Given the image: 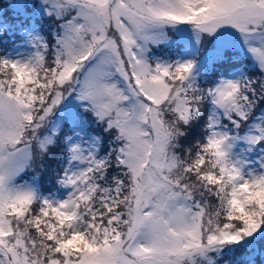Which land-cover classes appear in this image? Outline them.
Masks as SVG:
<instances>
[{
  "label": "snow or ice",
  "instance_id": "obj_1",
  "mask_svg": "<svg viewBox=\"0 0 264 264\" xmlns=\"http://www.w3.org/2000/svg\"><path fill=\"white\" fill-rule=\"evenodd\" d=\"M0 264H264V0L4 4Z\"/></svg>",
  "mask_w": 264,
  "mask_h": 264
},
{
  "label": "rangeland",
  "instance_id": "obj_2",
  "mask_svg": "<svg viewBox=\"0 0 264 264\" xmlns=\"http://www.w3.org/2000/svg\"><path fill=\"white\" fill-rule=\"evenodd\" d=\"M8 2H9V0H0V9H2L3 5L6 4V3H8ZM11 11H12V10H11ZM11 11H10V12H11ZM169 35L171 36L172 34L169 33Z\"/></svg>",
  "mask_w": 264,
  "mask_h": 264
},
{
  "label": "trees",
  "instance_id": "obj_3",
  "mask_svg": "<svg viewBox=\"0 0 264 264\" xmlns=\"http://www.w3.org/2000/svg\"><path fill=\"white\" fill-rule=\"evenodd\" d=\"M11 10L9 9L8 10V12H9V18L11 19V18H13L14 16H15V12L14 11H11ZM25 179H28V177H25Z\"/></svg>",
  "mask_w": 264,
  "mask_h": 264
}]
</instances>
